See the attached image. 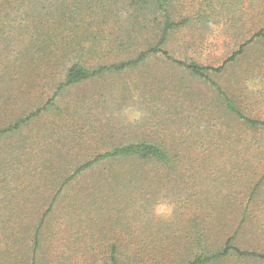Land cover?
Listing matches in <instances>:
<instances>
[{
	"label": "rangeland",
	"instance_id": "obj_1",
	"mask_svg": "<svg viewBox=\"0 0 264 264\" xmlns=\"http://www.w3.org/2000/svg\"><path fill=\"white\" fill-rule=\"evenodd\" d=\"M108 1L114 3L110 10L106 9ZM3 5H7V11L0 14V104L3 103L0 126L34 110L52 93L63 63L74 59L73 53L65 56L59 48L80 49L86 55L84 61L95 64L133 55V49L143 50L158 39L159 28L154 25L126 41L132 25L126 20L122 0H0V6ZM183 6L186 5L176 4L177 11L183 12ZM186 7L184 12L190 9ZM240 17L235 27H228L231 23L222 16L206 22L193 20L174 30L163 48L175 59L221 66L245 39L264 27L257 22L258 17L253 21L244 15ZM208 76L244 116L264 119V38H254L220 72ZM58 105L60 113L43 112L19 135L0 142V147L35 136L49 144L57 141L66 130V112L84 105L81 120L93 117L94 122L83 129L86 136L78 144L71 146L68 140L60 144L61 159L68 165L88 158L95 149L102 150L118 142L146 139L180 145L183 154L193 158L198 155L200 160L186 167L184 182L171 183L175 192L168 194L171 200H161L153 206L156 217L169 218L173 201L181 198L178 189H187L183 192L187 194L196 188L197 198H203V208L212 209L206 221L214 228L212 237L218 245L236 231V241L241 246L248 247L264 238L260 233L264 229V130L257 131L262 135L258 138L256 129L229 112L219 93L205 79L158 55L137 68L68 87L59 97ZM76 123L82 128L81 122ZM198 134L206 143L205 151L194 150ZM125 167L119 164L115 169ZM166 174L169 180L176 179L173 176L176 173ZM150 175L156 176L152 182V191L155 188L156 193L161 183H156L157 173ZM98 177L99 171L95 170L63 190L43 230L42 259L55 253L61 258L66 248L64 260L58 264H105L102 259L107 254L105 250L97 249L89 259L91 252L87 250V254L83 251L84 257H76L68 248L70 240H65L62 246L57 241L59 235L47 248L51 231L58 232L59 228L62 231L58 224L64 219V205L75 195L85 197L86 203L99 200L96 205L87 206L88 210L94 206L103 210L82 211L80 216L84 220V233L92 235V239L102 237L107 219L118 218L109 206H117L119 200L103 199L106 190L100 187L101 183H94ZM104 211H109V215L105 217ZM123 222L124 228L135 224L131 216H125ZM41 262L46 264L45 260Z\"/></svg>",
	"mask_w": 264,
	"mask_h": 264
},
{
	"label": "trees",
	"instance_id": "obj_2",
	"mask_svg": "<svg viewBox=\"0 0 264 264\" xmlns=\"http://www.w3.org/2000/svg\"><path fill=\"white\" fill-rule=\"evenodd\" d=\"M122 3L127 12L126 20L132 25L131 30L127 31L126 41L129 42L133 39L132 36L142 34L143 30L155 25L159 28L156 43L143 50L133 49V55H125L117 61L95 64L84 61L86 55L80 49L59 48V51H64L65 56L73 53L74 59L63 63L59 81L38 107L0 128V142L19 135L21 130L45 111L60 113L62 109L58 100L68 87L106 74L137 68L158 55L208 81L223 99L227 110L256 129L255 134L262 138L257 131L264 130V119L244 116L208 74L220 72L254 38H264V27H260L245 39L218 67L175 59L163 46L174 30L193 20L206 22L222 16L223 20L231 23L228 27H235L241 19L240 16L244 15L252 21L258 17L257 22L264 24V0H122ZM176 4L178 7L186 5L190 9L185 13L187 7L183 6V12H179ZM112 5L114 3L109 4L108 1L106 9L110 10ZM5 8L7 5L0 6V14L7 11ZM62 12H66L64 7ZM46 69L47 64L44 65V71ZM84 109V105H77L72 107L71 112H66V130L60 133L61 138L55 142L51 141L49 144V141H39L35 136L22 141L7 142L4 148L0 147V264H41L39 251H42V229L54 205L67 186L95 170L99 171L100 181L94 183H101L100 187L106 190L103 199L119 200L117 206H109L110 212L118 217L116 223L107 219L102 237L99 240L85 241L91 254L97 249L107 252L102 258L105 264H245L264 261V238L253 241L248 247L241 246L237 244L236 231L218 245L212 237L214 228L206 221L212 209L203 208V198H197L196 188L186 194L183 192L187 189L177 190L176 186L175 190L181 194V198L173 201L169 218L156 217L153 206L161 200H171L168 194L175 193L171 183L184 182L188 172L186 167L200 160L198 155L195 158L187 157L180 145L170 146L162 141L137 139L118 142L102 150L95 149L88 158L69 165L62 160L60 144L65 140L71 146L78 144L86 136L83 129L89 128L88 124L94 122L93 117L81 120L80 114ZM76 120L83 124L82 128ZM91 134H94L93 130ZM200 136L198 134V141L195 136L198 145L194 148L199 152L205 151L206 146ZM187 160L191 161L186 162ZM119 164L126 167L115 169ZM181 167L183 171L177 172ZM151 172L157 173L156 183H161L156 193L155 188L152 191V182L156 176H151ZM165 172L170 175L176 173L173 175L176 179L169 180ZM187 177L191 178V175ZM50 185H53V189ZM92 186L96 188L95 184ZM97 202L99 200L93 199L86 203L85 197L83 199L80 195L71 197L64 205L66 212L63 222L59 224L63 227L62 232L59 228L58 232L52 234L47 248L54 241L55 235L61 233L62 238L64 231L68 232L69 228L77 226L76 221L80 219L82 211L90 213L102 210L95 206L88 210L87 206L96 205ZM106 214L109 215V211H104L105 217ZM125 216H131L134 220L133 227L124 228ZM260 233L264 235V229ZM76 241L79 243L80 238L76 237ZM185 252H191L190 256H185ZM46 260L47 264L52 263L51 258L46 257Z\"/></svg>",
	"mask_w": 264,
	"mask_h": 264
},
{
	"label": "crops",
	"instance_id": "obj_3",
	"mask_svg": "<svg viewBox=\"0 0 264 264\" xmlns=\"http://www.w3.org/2000/svg\"><path fill=\"white\" fill-rule=\"evenodd\" d=\"M1 110H3V103L2 104H0V111ZM19 116H21V115H18V116H16L15 118H17V117H19ZM14 118V119H15ZM13 119V120H14ZM13 120H11L10 119V121H8L7 122V124L8 123H10L11 121H13ZM6 124V125H7ZM5 125H2V126H0V128H3ZM48 219H46V221H45V224H44V226H43V229H42V235H43V230H44V228L48 225ZM63 222V219L59 222V224H61ZM77 222V226H74V227H71V229L69 228V231L67 232V230L66 231H64V235H63V237L61 238V236H60V234L61 233H59L58 235L59 236H57V241L59 242V244L60 245H62L63 246V244H64V242H65V240H67V241H69L70 240V242H68V248L69 249H71L75 254H76V257H84L85 255L83 254V251H85V254H87L86 253V250L90 253L91 251H89L88 250V248H86L87 247V242H86V244H82V241H84V243H85V241H89V240H92V235H88V234H86V233H84V226H83V223H84V220L83 219H79L78 221H76ZM75 222V223H76ZM58 224V225H59ZM60 226V225H59ZM64 226H66L65 224H64ZM73 226V225H72ZM63 228V227H62ZM60 232H62V231H60ZM67 232V233H66ZM54 233V230L53 231H51V234H53ZM76 237H79L80 238V241H79V243H78V241H76ZM99 238H100V236H98V240H99ZM97 239H94V240H97ZM54 241H56L55 239H54ZM43 246H44V240H43V237H42V251H43ZM42 251H39V254H41L42 253ZM51 251V250H50ZM52 252V251H51ZM67 253V249L65 248L64 249V251H63V256H64V254H66ZM89 256H87V258L89 259V258H91V253L90 254H88ZM59 257L58 255H56V253L54 254V255H52L51 256V259H52V263L51 264H58L59 263V261H62V260H64V257ZM50 258V256L48 255L47 256V259H49ZM86 257H85V259H87ZM53 259H56L55 261L53 260ZM87 259V260H88ZM41 260H45L46 262H47V260H46V256L42 259V255H41V259H40V262H41ZM41 264H42V262H41ZM47 264V263H46ZM80 264H83L82 262L80 263Z\"/></svg>",
	"mask_w": 264,
	"mask_h": 264
}]
</instances>
